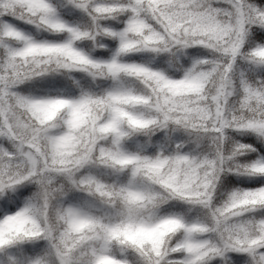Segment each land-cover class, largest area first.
<instances>
[{
    "label": "snow or ice",
    "instance_id": "6c2138e0",
    "mask_svg": "<svg viewBox=\"0 0 264 264\" xmlns=\"http://www.w3.org/2000/svg\"><path fill=\"white\" fill-rule=\"evenodd\" d=\"M68 2L86 25L65 21L56 0H0V264H210L234 251L264 264V184L216 198L227 173L264 175V157L238 159L254 145L229 134L264 139V43L244 47L253 26L264 28V3ZM16 20L68 36L37 39ZM104 36L118 41L107 59L76 43ZM192 48L203 54L184 60ZM142 50L167 62L125 58ZM61 77L78 91L20 87ZM100 166L126 179L83 171ZM23 183L36 191L16 207ZM73 190L96 203L71 202ZM168 201L203 214L165 212ZM33 240L45 246L26 254Z\"/></svg>",
    "mask_w": 264,
    "mask_h": 264
},
{
    "label": "rangeland",
    "instance_id": "374dc122",
    "mask_svg": "<svg viewBox=\"0 0 264 264\" xmlns=\"http://www.w3.org/2000/svg\"><path fill=\"white\" fill-rule=\"evenodd\" d=\"M81 10V9H80ZM82 11V10H81ZM83 12V11H82ZM84 13V12H83ZM61 17L65 20L68 21L70 23L73 24H77V25H86L88 23V17L87 14L84 13L82 20H79L77 18L74 17H67L65 15H63L60 12ZM8 19H11L10 17ZM82 21V22H81ZM17 26H19L21 29H23L24 31L32 34L33 36H35V38L37 39H66L68 34L66 32H58L59 34H54L51 35L49 33L51 32H47V31H37L36 27L34 25L31 24H27L23 21H13ZM105 23H109L111 24L113 27H121L122 26V20L118 19L117 21H111L110 18L108 20L105 21ZM111 39V40H110ZM77 46L82 48L83 50H85L86 52H89L90 55H92L93 57L96 58H103V59H107L110 58L111 55L114 53L115 49L118 47V41L116 39H113L109 36H104L102 38H100V40L98 42H95L91 39L88 38H83L79 41L76 42ZM99 45H103V46H99ZM94 47L97 48H101L102 50H98V52H93L92 50L94 49ZM203 54V50L201 51H196V52H191L189 55H187L184 60L186 61H190V59L192 57L195 56H199ZM126 59L130 58V59H134L137 61H142V60H138L137 58H132L130 56H128L126 54L125 56ZM75 75L78 76V78L81 79V82H85L86 80L90 79L89 77H87V74L85 73H75ZM35 81H39V80H35ZM35 81H32V83H34V86L32 87V85L30 86V82L31 81H27L25 82V84H22L21 90L22 91H31L33 93L36 94H45V93H53L55 92L57 89H64L65 91H71L73 93L77 92L78 89H76L74 87V85L72 84L71 80L68 78H64L61 77L59 79V81H57L56 83H50V84H45L46 86L42 89V90H38L37 89V85H39L38 83H36ZM107 83L110 82H105L103 85L100 86H107ZM163 135V133L161 134L160 137H156L155 139H159L161 138ZM174 135H176L174 133ZM128 147L129 150H133L135 151L137 148V145L134 144H128L126 145ZM151 149V148H149ZM83 171H91L93 174L106 179V180H112L115 179L117 177H119L121 180L126 179V175L121 172V173H114L111 169L105 168L103 166L100 167H93L91 169H85ZM14 192H19L20 196H19V203L16 205V207H19L21 205H23V203L25 202V200L31 196L29 193L30 191L35 192L36 191V185L34 183H23L19 186H17L16 189L13 190ZM68 197L70 199L71 202L73 203H89V204H95L96 202L94 201V199L89 196L86 193H82L80 191H76L73 190L68 194ZM178 202L180 201H168L166 202V204L164 206H162V210L165 212L168 211H177V212H182L185 213V210L188 208V205L181 201L182 204L180 206V204H178ZM170 207V208H169ZM13 211L15 209H12ZM258 211H264V210H258ZM202 211L198 208V207H194L192 208L190 211L186 212V218H192L195 217L197 215H202ZM35 244H23L22 246V251H24L26 254H35L41 251L42 248H44L45 246V241L43 240H33L31 241ZM25 245V246H24ZM31 246H36L35 249L33 251L29 250L31 249ZM231 261V264H244L245 261V254L244 253H240V252H230L227 254V257L224 258H216L213 261H210V264H225L226 261Z\"/></svg>",
    "mask_w": 264,
    "mask_h": 264
},
{
    "label": "trees",
    "instance_id": "16d2710c",
    "mask_svg": "<svg viewBox=\"0 0 264 264\" xmlns=\"http://www.w3.org/2000/svg\"><path fill=\"white\" fill-rule=\"evenodd\" d=\"M56 2L60 5V12L67 16V17H74L79 20H82L83 12L79 9L74 7L72 4L68 2V0H56ZM259 2L264 3V0H259ZM111 21H117L118 19L110 18ZM82 22V21H81ZM51 35L59 34L58 32H51L49 33ZM111 40V39H110ZM264 43V28H261L259 26H253V30L250 32L249 38L246 41L244 47L247 50L250 47H255L257 44ZM98 50H102L101 48L94 47L92 50L93 52H98ZM188 55L191 52H196L197 50L195 48L188 49ZM128 56L132 58H137L138 60L146 61L151 60L153 64H164L166 63V58L164 60H161L160 56H154V54L148 52V51H136V52H130L127 54ZM186 57V56H185ZM184 57V58H185ZM247 61H242L243 64H247ZM39 85L36 84L38 90H42L46 85L42 81H35ZM34 86V83L32 81L30 82V86ZM162 132H157L154 134V140L156 137H160ZM231 136L235 138V140L254 145L255 150H249L247 152H244L241 154L238 159L240 161L244 162H254L261 157H264V139L258 138L257 134L251 130H245L243 132H237V131H230L229 133ZM128 144H136L135 139H129L127 141ZM230 146V145H229ZM149 148H152V145L148 146ZM261 184H264V175L261 174H238V173H227L222 176L221 182L217 189L216 198L218 200L223 199L227 192L230 191L233 188L240 187V188H253L257 187ZM33 191H30V195H33ZM178 204H182V202H178ZM170 208V207H169ZM35 244L31 241H26L25 244ZM36 245V244H35ZM25 246V245H24ZM37 246V245H36ZM36 246H31L29 250L33 251ZM129 252L131 250H128Z\"/></svg>",
    "mask_w": 264,
    "mask_h": 264
}]
</instances>
